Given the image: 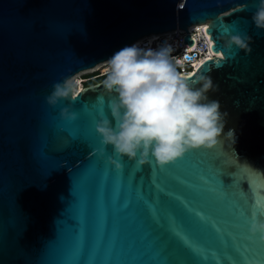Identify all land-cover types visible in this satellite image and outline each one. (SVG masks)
Masks as SVG:
<instances>
[{
  "label": "water",
  "instance_id": "95a60500",
  "mask_svg": "<svg viewBox=\"0 0 264 264\" xmlns=\"http://www.w3.org/2000/svg\"><path fill=\"white\" fill-rule=\"evenodd\" d=\"M257 4L0 0V264H264V241L249 232L251 211L264 210ZM193 25H207L213 42L193 73L211 77L208 96L224 114L212 149L165 166L115 155L95 127L101 109L109 114L103 80L47 102L54 84L149 35L179 28L197 49ZM236 34L251 37L250 52L226 48ZM64 108L76 118L63 119Z\"/></svg>",
  "mask_w": 264,
  "mask_h": 264
},
{
  "label": "clouds",
  "instance_id": "9594fccd",
  "mask_svg": "<svg viewBox=\"0 0 264 264\" xmlns=\"http://www.w3.org/2000/svg\"><path fill=\"white\" fill-rule=\"evenodd\" d=\"M251 20L256 28L264 29V0H258ZM250 42L251 37L236 34L228 36L225 46L250 52ZM181 67L167 44L152 48L136 41L115 51L106 60L103 80L109 114L100 112L95 125L101 143L121 158L139 156L140 164L151 158L160 166L192 150L216 146L224 129V114L219 101L208 96L215 88L212 79L203 72L189 76ZM74 95L72 81L56 83L47 102L54 106ZM60 115L67 120L76 118L68 108ZM229 135L235 143V134ZM249 232L253 236L260 233L264 240V220L255 216Z\"/></svg>",
  "mask_w": 264,
  "mask_h": 264
},
{
  "label": "built area",
  "instance_id": "2783aa9c",
  "mask_svg": "<svg viewBox=\"0 0 264 264\" xmlns=\"http://www.w3.org/2000/svg\"><path fill=\"white\" fill-rule=\"evenodd\" d=\"M203 28H207V25H193L189 28V33L191 39H194L195 47L191 48L189 44L186 43L185 37L187 33L179 28L170 31L169 33L162 34H152L148 37H145L140 40L141 45L144 47H158L163 44H167L172 48V56L180 61L182 67L180 71L189 76L193 75L194 72L197 71V65H200V61L203 60L204 56L209 52V44L207 43L206 37L209 39L205 30H200ZM213 44V42H211ZM214 56V55H213ZM100 69L96 71V75H94L90 79H81L80 86L90 80L96 79H104L105 78V64H102Z\"/></svg>",
  "mask_w": 264,
  "mask_h": 264
},
{
  "label": "rangeland",
  "instance_id": "374dc122",
  "mask_svg": "<svg viewBox=\"0 0 264 264\" xmlns=\"http://www.w3.org/2000/svg\"><path fill=\"white\" fill-rule=\"evenodd\" d=\"M92 70H94V69H92ZM88 71H90V72H88ZM96 71H97L96 69H95V71H91V70L83 71V73L78 74L77 76H75L69 80L72 81L73 86L75 88H78V90L80 91L86 84V83H84V86L83 85L80 86L81 79H87L88 80V79L92 78L94 75H96Z\"/></svg>",
  "mask_w": 264,
  "mask_h": 264
},
{
  "label": "snow or ice",
  "instance_id": "6c2138e0",
  "mask_svg": "<svg viewBox=\"0 0 264 264\" xmlns=\"http://www.w3.org/2000/svg\"><path fill=\"white\" fill-rule=\"evenodd\" d=\"M224 30L226 31V29H224ZM201 63H203V62H201ZM100 112H102V109H101ZM245 206H246V205H245ZM245 210L249 211V209H248L247 206H246V209H245V208H242V209L240 210L241 215H244V214H245ZM257 211H260L261 214H264V210H261V209H259V208L253 209V210L251 211V218H252V219L256 216ZM178 238H181V239H182V237H178ZM260 240H261V241H264V240H262L261 238H260ZM185 247H186L188 250H190V251H193V252L196 251L194 248L191 247L190 244H185Z\"/></svg>",
  "mask_w": 264,
  "mask_h": 264
},
{
  "label": "bare ground",
  "instance_id": "6f19581e",
  "mask_svg": "<svg viewBox=\"0 0 264 264\" xmlns=\"http://www.w3.org/2000/svg\"><path fill=\"white\" fill-rule=\"evenodd\" d=\"M206 28V27H205ZM205 28H203V29H201L200 27H199V29L200 30H204ZM206 40H207V43L209 44V52L207 53V55H205L203 58V60H201L200 61V65L202 64L201 62H203L205 59H208V58H212L213 57V54L210 52V46L212 45V43H211V41L206 37ZM200 65H197L198 67L200 66ZM101 67H103V66H98L97 68H95L96 70H98V69H100ZM198 67H197V69H198ZM95 69L94 70H91V71H95ZM88 72H90V71H88ZM81 74V73H80ZM84 89V87L81 89V90H83ZM80 90V91H81ZM79 90H78V88H75V93L77 94V93H79L80 92Z\"/></svg>",
  "mask_w": 264,
  "mask_h": 264
},
{
  "label": "trees",
  "instance_id": "16d2710c",
  "mask_svg": "<svg viewBox=\"0 0 264 264\" xmlns=\"http://www.w3.org/2000/svg\"><path fill=\"white\" fill-rule=\"evenodd\" d=\"M102 80H104V79H102ZM100 81H101V80H98V79H96V80H90V81H87V82H86L85 86L93 85V84H96V83H98V82H100Z\"/></svg>",
  "mask_w": 264,
  "mask_h": 264
},
{
  "label": "flooded vegetation",
  "instance_id": "af4514ba",
  "mask_svg": "<svg viewBox=\"0 0 264 264\" xmlns=\"http://www.w3.org/2000/svg\"><path fill=\"white\" fill-rule=\"evenodd\" d=\"M98 80H101L102 81V79H98Z\"/></svg>",
  "mask_w": 264,
  "mask_h": 264
}]
</instances>
